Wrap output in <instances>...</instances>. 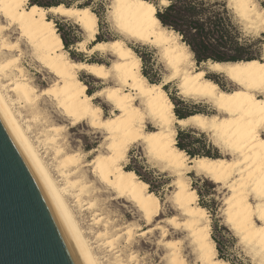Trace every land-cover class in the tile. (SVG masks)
I'll return each mask as SVG.
<instances>
[{
	"label": "bare ground",
	"instance_id": "obj_1",
	"mask_svg": "<svg viewBox=\"0 0 264 264\" xmlns=\"http://www.w3.org/2000/svg\"><path fill=\"white\" fill-rule=\"evenodd\" d=\"M111 1L110 17L121 37L101 41L96 39L98 15L88 5L60 3L43 7L24 0L21 7L9 8L12 0H0V19L4 20L0 21V115L49 197L82 264H104L95 248L107 249L111 254L106 260L111 264H139L135 251L129 256L124 251L131 250L129 247L137 236L150 233H160L157 243L166 250L165 264H190L183 253L182 240L168 239L171 231L167 224L179 234L186 233L200 264H229L218 255L209 212L198 202V192L186 176L190 171L228 191L223 207L226 225L264 262V231H261L264 222L259 220L258 213V207L264 208V199L258 195L264 186V80L261 79L264 58L236 62L208 60L198 65L181 36L162 25L152 1L143 0L154 9L152 19L158 23L151 27L145 23L139 36L121 31L117 15L127 19L145 10L122 5L121 0ZM228 1L248 26L264 33V6L259 0ZM134 2L128 0V4ZM49 13L82 28L86 39L77 43L78 51L108 54L114 57L113 62L105 65L90 60L75 61ZM13 31L18 33L14 40L9 35ZM131 41L156 49L166 72L162 81L153 82L142 72L141 57L129 44ZM23 43L35 61L53 76L49 86L38 88L29 75L22 63L26 53ZM83 72L105 85L89 93L81 78ZM210 73L223 75L233 87H223ZM169 83H175L179 95L204 101L216 113L177 116L173 99L165 89ZM44 96L51 99L67 125L52 123L41 111L39 102ZM98 98L111 106L110 115L104 114L103 107L96 102ZM23 109L31 112L30 117ZM36 122L42 124L36 141L45 150L53 151L54 170L60 179L30 135L34 128L31 123ZM80 123L105 133V151L90 150L89 154L93 151L96 154L89 160L88 153L69 150L63 134ZM178 126L209 133L225 156H189L177 145ZM133 145L142 146L160 166L175 174L173 202L183 215L182 220L177 216L162 217L164 207L159 195L134 170L127 168ZM88 167L97 182L111 192V199L130 203L144 225L137 221L119 226L100 212L102 204L95 196L99 188L89 179ZM87 210L92 213L89 227L85 228L80 217ZM89 233L95 237L94 242ZM121 238L125 242L123 248H115Z\"/></svg>",
	"mask_w": 264,
	"mask_h": 264
},
{
	"label": "rangeland",
	"instance_id": "obj_2",
	"mask_svg": "<svg viewBox=\"0 0 264 264\" xmlns=\"http://www.w3.org/2000/svg\"><path fill=\"white\" fill-rule=\"evenodd\" d=\"M42 1H59L61 3H66L69 5H88L98 15L99 33L97 34L96 39H101V41H111L115 38L121 37L120 33L116 30L113 24L112 17H110V5L112 2L111 0ZM150 1L162 6L161 0ZM225 1L227 2L228 7L233 12L236 21L241 25L245 36L254 39H259L261 41L260 58H264V33L258 32L253 27L248 26L243 20V18L237 13H235V10L232 5H229V1ZM259 2L261 3V5L264 6V0H259ZM30 3L31 2L29 0V4ZM49 15V17L54 18L60 35L66 38L68 42V47H66L65 43L64 46L65 48H67L70 56L75 61L90 60L104 63L105 65H110L113 62L114 57L108 54H102L100 52L88 54L86 52L78 51L76 49L77 43L86 39L85 33L82 28L73 21L64 17L58 15L55 16L52 13H49ZM0 21L4 23V20L0 19ZM9 35L13 40L18 37V33L16 31H13V33L9 32ZM129 44L141 57L142 72L147 75L149 80L153 82L162 81L165 77L166 72L162 64H160L158 60L156 49L152 45H143L134 41L129 42ZM88 46H91V43H89ZM23 48L26 53L23 56L22 63L27 68L29 75L34 79L35 84L40 89L49 86L54 79L53 76L46 70H44L37 61H35L29 51V47H27L25 43H23ZM196 63L198 65L202 64V62H198L197 60ZM209 75L215 80H217L219 84H221L223 87H233L232 82L229 81L223 75L217 73H210ZM81 78L86 83L87 91L89 93H92L105 85L96 77L89 75L85 72L81 73ZM165 89L169 92L171 98L173 99V102L175 104L174 110L178 108L183 114H190L193 112H202L206 114L216 113V110L210 104L204 101H198L179 95L177 93V87L175 83H169L165 85ZM96 102L103 107L105 115L108 116L111 114V106L107 104L102 98H98ZM39 105L41 111L45 112L44 114L48 115L52 123L62 125L68 124V121L65 120L60 111L55 107L51 99H49L48 97H42L40 99ZM23 110V113L27 117H30L31 112L28 111V109ZM31 124L34 127L32 128V132H30L32 139H34L35 144L38 146V148H40V151L44 155V158L48 162L54 175L58 179H60L61 177L58 175L56 170H54L53 151L50 148L45 150V147L41 145L42 143H38V141H36V136L39 133L38 131L42 129V124L37 122ZM177 128L178 131L179 129H182L190 132V140L187 141L190 150L211 152L214 154H218L220 157L225 156L223 149L213 143V139L209 133L200 131L199 129L190 126L184 128L178 126ZM63 134L67 140V148L71 151L74 150L88 153L94 148L105 151V133L92 129L86 123H80L70 128H67V130H65ZM197 139H200L201 142H197ZM95 154L96 151H93L87 156L86 159H91ZM226 157L230 156L227 155ZM126 165L127 168L134 170L139 177H141L149 184V188L159 195L164 207V214L162 215V217L177 216L179 220H182L184 218L183 215H181L178 209L176 208L175 203L173 202V193L176 190V186L174 185V180L176 179V176L173 172L168 169H164L162 166H160L157 160L149 156L140 145L132 146L129 153V160L127 161ZM87 170V173L89 174V179L93 181L95 185L99 188V192L95 196L98 198L100 205L102 204L101 207L103 210L101 209L100 212L103 213L104 216H108L114 219L119 226L134 223L137 221L140 223L142 222L140 221V218L136 216L135 209L131 206L130 203L126 202L125 200H112L111 192L109 191L108 193V190L102 184L97 182V179L90 172L89 167L87 168ZM186 176L188 177V179H190L192 187H194L198 192V202L202 205H205L209 212L212 236L216 237L219 243H216V245L219 246V249L217 246L218 255L222 256L225 260H227L229 264H264V262H260L259 258L244 245V243L241 241L240 237L236 234V232L230 229L228 225H226V215L223 212V207L224 198L228 194V191L222 185L215 182L213 183V181L203 175H196L195 172L190 171L186 174ZM70 200L72 201V199ZM91 213V211L87 210L83 212V215H81L80 217L81 222L85 228L89 227L88 220L90 218ZM142 224L144 225L143 222ZM167 226H169V229L171 231L168 239L177 241L182 240L181 243H178H180L183 247V253L189 263L200 264L196 260V254L193 248L190 247L189 242L186 240V233L183 232L179 234L170 225L167 224ZM115 232L116 231H114L113 233ZM88 236L90 237L91 241H95V237L92 233H89ZM160 237V233H150L145 236H137L135 238V243L133 244V246L129 247L131 248V250L124 251L125 256H129L130 253L135 251L134 253L138 255L139 264H165L164 255L166 253V250L159 246L157 243ZM124 244V239L121 238L116 244L115 248H123ZM93 245L95 246L96 243H93ZM95 251H97V254L100 257H103L102 260H104V264H111L109 261L106 260L107 257L110 256L109 254H111L109 251H107V249L95 248Z\"/></svg>",
	"mask_w": 264,
	"mask_h": 264
},
{
	"label": "water",
	"instance_id": "obj_3",
	"mask_svg": "<svg viewBox=\"0 0 264 264\" xmlns=\"http://www.w3.org/2000/svg\"><path fill=\"white\" fill-rule=\"evenodd\" d=\"M0 264H82L1 115Z\"/></svg>",
	"mask_w": 264,
	"mask_h": 264
},
{
	"label": "trees",
	"instance_id": "obj_4",
	"mask_svg": "<svg viewBox=\"0 0 264 264\" xmlns=\"http://www.w3.org/2000/svg\"><path fill=\"white\" fill-rule=\"evenodd\" d=\"M30 2L43 7H51L61 3L42 0H30ZM153 3L156 5V15L162 25L174 30L181 36V40L189 46L198 62L208 60L236 62L260 58L261 41L245 36L241 25L236 21L225 0H176V3H173L171 7ZM62 38L68 47L66 38L64 36ZM175 112L179 117H186L195 113L183 114L178 108ZM189 138V131L179 129L177 145L185 150L189 156L219 157L218 154L211 152L190 150L187 142L190 140ZM196 141L201 142L200 139ZM214 239L219 244L217 238L214 237Z\"/></svg>",
	"mask_w": 264,
	"mask_h": 264
},
{
	"label": "snow or ice",
	"instance_id": "obj_5",
	"mask_svg": "<svg viewBox=\"0 0 264 264\" xmlns=\"http://www.w3.org/2000/svg\"><path fill=\"white\" fill-rule=\"evenodd\" d=\"M24 0H12V3L8 5L9 8L15 7L19 8L23 5ZM161 3L164 7H171L173 3H176V0H161ZM122 5H127L128 7H136L137 9L145 10L142 14H134L129 18L125 19L121 15H117V26L120 28L121 31L127 32L131 35L139 36L141 34V28L144 26L145 23H148V26L151 27L158 23L154 19H152V13L154 9L150 4H145L143 0H135L134 5L128 4V0H121ZM35 11V9H33ZM72 14V13H69ZM115 47V45L113 46ZM91 70V69H90ZM264 80V77L261 78ZM150 91H156L155 89H150ZM98 95L103 96L104 93H98ZM252 134H255V130H253ZM258 195L264 199V186H262L259 191ZM259 213V220L264 222V208L258 207ZM250 223V221H248ZM261 231H264L262 229Z\"/></svg>",
	"mask_w": 264,
	"mask_h": 264
}]
</instances>
